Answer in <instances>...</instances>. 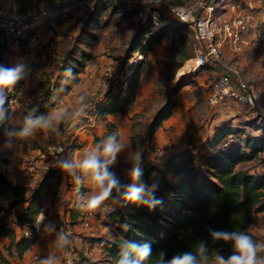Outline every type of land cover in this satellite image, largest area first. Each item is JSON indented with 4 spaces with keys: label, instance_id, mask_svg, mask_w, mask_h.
I'll list each match as a JSON object with an SVG mask.
<instances>
[{
    "label": "rangeland",
    "instance_id": "1",
    "mask_svg": "<svg viewBox=\"0 0 264 264\" xmlns=\"http://www.w3.org/2000/svg\"><path fill=\"white\" fill-rule=\"evenodd\" d=\"M166 1L178 5H192L197 0ZM221 1L225 3L227 0ZM84 5L85 8L91 10L88 5L85 3ZM262 10L264 11V8ZM123 11L111 15L110 10L105 13L103 18L108 20L107 25L94 30L99 39L94 43L91 42L92 45L90 42L84 43L82 39H78L84 19V11H82L61 25L53 26L51 29L41 26L36 30L50 39L48 46H45L43 51L13 47L7 57L0 58V68L25 72L21 86L20 104L10 108V129L6 139L0 142V173L20 185L21 198L29 196L50 170L53 168L57 170L58 175L52 180L53 187L50 194L48 236L44 239L50 237L53 240L54 245L50 247L52 250H49V253H55L59 259L66 254L77 258L79 254H82L81 251L88 238L94 236L112 238L116 232L112 222L108 221V217L104 216L102 212L96 213L89 229L74 227L71 224V214L67 210L73 207L77 190L83 189L84 193L92 194H97L101 190L93 181L91 174L84 173L82 175L83 171L79 170V164L82 163L80 159L84 157L81 156L83 152L86 150L87 154L89 151L88 127L103 126L106 130L107 123L110 122H107L105 118L107 114H102L99 111V106L105 100L106 92L109 89L105 85L107 80V76L104 74L105 70L112 67L115 76H117L116 79L114 77L108 79L112 85L115 80L119 79L131 40L139 30V22H136L134 16L122 17ZM223 11V5H220L218 14ZM259 24V28L257 26L254 28L255 36L254 39L252 38L251 49L236 54L225 47L223 56L228 65L237 66L243 77L255 87L261 96L260 99L264 107V30L261 28L262 24ZM71 49H74L78 56H81L84 51L90 52L92 55L84 69L77 75L71 74L68 71L70 67H67L64 62L66 52ZM199 58L202 57H196L190 29L183 27H180L177 32L171 33L167 39L145 53L142 60L145 63L139 76V78L142 77L140 80L141 100L138 101L140 102L138 106L142 104L144 108L133 114L130 119L132 121L130 128L125 125L126 116H120L121 119H124L123 123L119 124L121 128L118 127L117 122L111 121L116 124L119 135L122 134L128 141L126 144L121 141L120 145H117L121 147L123 144V151L120 148L115 159L112 160L114 165L109 174L117 181V188L112 190L110 196L117 195L119 189H129L133 182L156 186L158 173L153 172L147 175L142 163L144 152H147L150 146L145 141L143 144L141 143V150L133 147L131 136L145 135L152 114L166 101L172 89L181 80L188 78L187 82L181 83L183 86L175 95L177 106L174 110V117L177 118V123L164 128L162 135L167 139L163 140L168 141L162 143L159 137L158 143L161 142V144H156L154 147H163L168 154H177L184 150L196 149L207 137L212 135L217 126L223 123H230L240 128L246 127L248 123L264 126V113L256 107L236 103L220 107L210 105L208 96L219 74L214 70V66L217 65L210 60L201 68L199 67L198 72L183 73L185 77H180L179 71L189 62L197 61ZM58 75L61 76L57 78ZM66 76L77 78V83L66 95L61 97L56 105H50L59 97L62 85L68 83ZM48 87L55 91L56 97H50L49 103L42 102V96ZM124 94L122 96H126ZM130 108L131 104L128 106V111ZM40 110L45 111L43 114L37 115ZM55 115L62 117L59 122L53 118ZM36 119L51 120V125L46 130L35 128L29 135H21L27 122ZM248 131L251 132V129ZM252 133L257 132L253 131ZM84 135L86 137L80 138ZM92 145L93 140L90 146ZM103 152L104 150L101 151V153ZM91 155L88 154L87 157ZM103 158L111 159L104 155ZM261 160H263L262 157L254 159L247 162L245 166L253 172H258L264 169V161ZM66 163L72 165L67 171L63 170V165ZM148 163L157 166L163 164L160 156L154 153ZM134 169L139 170V178L136 180L132 179ZM82 179H86V181ZM0 199H2L3 205H7L13 200V197L0 193ZM16 206L18 210L23 206V203L19 202ZM66 215H68V221ZM251 232L257 239V245L264 242V212L254 216ZM65 245L70 247L69 250L66 249L67 252H64L65 249L62 247ZM86 246L88 249L86 255L93 254L91 258L93 262L111 264L109 256L95 248L92 252L88 242ZM4 254L9 256L5 249ZM257 259H264V250L257 252ZM13 263L22 264L16 260H13ZM201 264H218V257H209Z\"/></svg>",
    "mask_w": 264,
    "mask_h": 264
},
{
    "label": "trees",
    "instance_id": "2",
    "mask_svg": "<svg viewBox=\"0 0 264 264\" xmlns=\"http://www.w3.org/2000/svg\"><path fill=\"white\" fill-rule=\"evenodd\" d=\"M85 7L84 0H70L64 4L52 6L49 11L47 10V14L40 18L38 25L31 30V33L41 26L51 29L52 22L55 25H61L74 18L76 13L84 11L83 25L78 39H82L84 43H94L99 39L94 30L107 25L108 20L103 17L108 10L110 15L124 10L122 17L125 18L132 17L134 10L132 7H125L114 2L97 3L91 10ZM180 27L187 28L184 24L174 23L151 33L148 37L145 36L149 32L148 28L138 30L131 40L124 63L137 49L147 53L155 45L167 39L171 33L177 32ZM261 28L264 30V22ZM3 37V30L0 29V58L5 55L10 46L5 39H2ZM24 45L25 41H22L21 49H25ZM91 58L90 52L84 51L81 56H78L76 51L71 49L66 52L64 62L67 67H70L68 71L77 75ZM144 63L141 61L133 66V74L126 90L122 87L115 89V84L107 90L106 98L99 106L100 113L125 114L128 111V106L135 98ZM24 75L23 70L18 72L16 88L22 86ZM60 76L58 75L57 78ZM66 79L68 83L62 85L59 97L50 105H56L78 81L77 78L70 76H66ZM119 84H122L121 81ZM182 86L181 83L175 86L166 101L154 112L145 135L131 136L133 147L140 149L141 143L145 141L150 146V149L144 152L142 163L147 175L153 172L158 173L156 186L133 182L129 189H119L117 195L109 196L108 199L119 198L122 202L118 210L101 211L108 217V221L112 222L116 232L112 238L94 236L87 240L91 251L93 252L94 248L100 250L111 258V264H119L122 259L136 261L140 259V250L145 247L151 249V255L142 260L141 264H169L175 256L186 252L196 257L197 264L203 263L209 257L216 256L225 260L238 255L234 241L214 237L213 233L221 231L242 233L257 244L251 228L254 216L264 212V169L253 172L245 164L261 157L263 158L261 161H264V126L248 123L246 127L240 128L230 123H223L217 126L212 135L196 149L184 150L177 154L171 153L160 166L148 163L155 152L154 136L164 122L173 115L177 106L175 95ZM123 93L126 96H122ZM54 96L56 97L55 91L48 87L44 91L42 102L49 103L48 99ZM229 104L232 103L221 106ZM240 105L244 106V104ZM44 111H38L37 115L43 114ZM10 113L11 109L7 105L0 106V142L7 137ZM248 129H251V132ZM253 131L257 133H252ZM119 140L120 135L116 124L109 122L102 136L94 137L93 145L99 150H104L109 142L119 145ZM98 160L106 166L105 171L109 173L112 170L114 163L113 161L109 163L111 159L105 160L103 156H100ZM57 175V170L53 168L29 196L20 198V185L0 173V193L13 197L5 209L0 208V211H5V214L0 216V239L8 240L4 247L9 255L23 258L24 254L36 244L37 237H20L16 229L6 225V216L17 203L22 202L23 206L16 211L19 224L32 221L38 215L43 200L50 197L52 180ZM133 188L141 189L140 198L136 203L127 200V194ZM84 191L77 190L74 205L67 210L71 214V224L78 228H81L78 218ZM201 244L204 246L203 252L200 251ZM62 247L65 249L64 252L70 249L66 245ZM81 252L82 254H79L77 258L66 254L60 260L63 264L68 258L73 260V264H98L92 261L93 254L86 255L83 249ZM0 264H9L1 252Z\"/></svg>",
    "mask_w": 264,
    "mask_h": 264
},
{
    "label": "built area",
    "instance_id": "3",
    "mask_svg": "<svg viewBox=\"0 0 264 264\" xmlns=\"http://www.w3.org/2000/svg\"><path fill=\"white\" fill-rule=\"evenodd\" d=\"M197 0L192 5H178L166 0H84V3L94 9L97 3L109 4L118 3L125 7H132L134 19L139 30L148 28L145 34L148 37L151 33L172 25L174 23L184 24L190 29L193 36V47L196 57H202L200 67L209 60L220 68V73L212 85L208 100L211 106L218 107L227 103L248 104L256 107L264 113V107L260 94L255 87L246 80L240 69L235 65H228L224 61L223 49L228 47L231 52L241 54L252 48V35L254 28H259L257 12L264 8V0ZM220 5L224 11L218 14ZM47 10L33 13H20L17 11L4 12L0 14V29L10 46L21 48L22 41H25V48L35 51H43L49 44L50 39L39 31L31 30L35 27ZM259 32V30H258ZM260 35V33H258ZM46 46V47H45ZM145 53L137 49L129 62L125 63L118 80H115L114 88L122 87L126 90L133 74V66L144 59ZM107 76L105 85L110 88V78L116 79L112 67H108L104 73ZM121 81L122 84H119ZM22 88L11 87L0 90V97L9 108L17 107L20 104ZM0 105V106H2ZM154 154L160 156L164 163L169 155L163 147H154ZM99 193H85L80 202L79 221L80 227L84 230L92 226V221L97 212L114 211L122 206L119 198L107 199L95 211L87 209L88 201ZM12 197V196H11ZM6 208L0 199V208ZM51 208L50 197L43 200L38 215L32 220L19 224L17 207L12 208L6 216V225L16 229L23 238L43 237L48 233V214ZM43 214V219L38 222L37 218ZM5 214L0 211V216ZM260 245H264V242ZM85 254H88L86 248ZM28 264H63L59 257L53 253L35 251L28 260ZM64 264H73L68 258Z\"/></svg>",
    "mask_w": 264,
    "mask_h": 264
},
{
    "label": "clouds",
    "instance_id": "4",
    "mask_svg": "<svg viewBox=\"0 0 264 264\" xmlns=\"http://www.w3.org/2000/svg\"><path fill=\"white\" fill-rule=\"evenodd\" d=\"M18 71L5 70L0 68V90L13 86L18 80ZM4 103L2 97H0V105ZM57 122L62 118L60 115H55L53 117ZM51 125V120L36 119L29 120L24 132L21 135H29L31 131L35 128L47 129ZM120 151L119 146L114 145L109 142L104 148L103 155L105 157H111L109 163L115 159L116 153ZM72 167L70 164H64L63 170L67 171ZM80 169L85 174H91L93 181L101 189L99 194L93 196L87 204V209L89 211H95L99 206L106 201L112 190L117 188V181L111 176L107 171H105V165H102L98 158L94 155L85 159L79 164ZM139 178V170L134 169L132 173V179L136 180ZM141 189L133 188L127 194V200L131 203H136L140 198ZM43 219V214L41 213L37 220L38 222ZM216 239H223L225 241L232 240L235 244V249L239 255L231 256L227 261L223 258H218V264H264V259H257V252L264 250V245L254 244L252 239L244 234L238 233H228V232H215L213 233ZM200 251H204V246L201 244ZM151 255V249L148 247L143 248L139 252L140 259L136 261H128L127 259H122L119 264H141V261L147 259ZM169 264H197L196 257L191 253H184L183 255L175 256Z\"/></svg>",
    "mask_w": 264,
    "mask_h": 264
},
{
    "label": "crops",
    "instance_id": "5",
    "mask_svg": "<svg viewBox=\"0 0 264 264\" xmlns=\"http://www.w3.org/2000/svg\"><path fill=\"white\" fill-rule=\"evenodd\" d=\"M68 1H70V0H0V14L4 13V12H11V11H17V12H20V13H33V12H38V11H42V10H48L49 11L50 7L55 6V5H61V4H64V3L68 2ZM257 20L261 24L264 22V11L263 10H259V12H257ZM38 23L35 24V25L37 26ZM52 25L56 26L53 22H52ZM254 36H255V34L253 33V35H252L253 39H254ZM11 48H13V46H9V48H8L7 52L5 53L4 57H7L10 54V49ZM229 54H230V52H229ZM214 70L217 73H220V68L218 66H214ZM140 80H142V77L139 78L137 91L135 93V98H134V100L131 103L130 110L127 111L125 114L113 113V114L105 115V118L107 119V122H109V121L110 122L112 121V122H115V123L117 122L118 127L121 128V126L119 124H122L124 119H121L120 116L123 115V116H126L125 119H127V121H125V125H127L128 128L131 127L132 121H130V119L133 116V114L136 113V112L142 111L143 108H144V107H142V104H140L138 106V104L140 103L138 101L141 100V97H140L141 96L140 95V93H141L140 92L141 91V81ZM174 116H175V114L173 113V115L168 120H166L164 122L163 126L157 131V133L155 134L154 139H153L154 145L161 144V142L158 143V140H159L158 138L159 137L162 140V143H166V141H168V140H166V141L163 140V139H167V138L163 137L162 132H164V128H166L167 126H169V125L173 126L175 123H177V118L174 117ZM10 117H11V115H10ZM105 131H106L105 127H103V126H93V127L89 126L88 129H87V132H88V138L87 139L89 140V138H90V144H91V142H92V140L94 139L95 136H102V134ZM81 137L83 139V137H86V136L85 135L84 136H80V138ZM121 141H122L123 144H126V142L128 140L126 141L124 139V136L122 134H120L119 145H120ZM90 144L88 142L89 151L87 152V154L85 153L86 150L83 152V155H81V156H84V157H82L80 159V161L83 162L85 159H88L89 158V157H87L88 154L91 155V154L95 153L94 155L95 156L97 155L96 156L97 158L100 157V156H103V153H101V151H103V150H99L97 148H94L93 145L90 146ZM123 144H121V147H119V148L122 149V145ZM81 149L83 150V148H81ZM96 151H98V152H96ZM122 151H123V149H122ZM94 155H91L90 157H92ZM79 170H80V168H79ZM82 175H84V172L82 173ZM82 180L86 181V179H82ZM67 216L68 215H66V220L68 221ZM49 219H50V215L48 214V222H49ZM46 236H48V233H46L43 237H39L37 239L36 244L30 250H28L24 254L23 258H21V259L15 257V256H11V255L6 256L4 254V249H5L4 246L8 243V240L4 239V238L0 239V252L2 250V253L6 257V259L9 261V264H14L13 260H16L18 262L20 261L22 264H28V260L31 257L33 252L38 250V251H41L43 253H49V250H52L50 247L52 245H54L53 240H51L50 237H48L45 240L44 238ZM58 244H59V241H58ZM86 248H87V246L85 245L84 249H83L84 254H85ZM53 254H55V253H53Z\"/></svg>",
    "mask_w": 264,
    "mask_h": 264
},
{
    "label": "bare ground",
    "instance_id": "6",
    "mask_svg": "<svg viewBox=\"0 0 264 264\" xmlns=\"http://www.w3.org/2000/svg\"><path fill=\"white\" fill-rule=\"evenodd\" d=\"M201 63H202V58H199L197 61L189 62L185 67H183L179 71L180 77L181 78L185 77V75H183V73H187V72L194 73V72H196L199 69Z\"/></svg>",
    "mask_w": 264,
    "mask_h": 264
},
{
    "label": "water",
    "instance_id": "7",
    "mask_svg": "<svg viewBox=\"0 0 264 264\" xmlns=\"http://www.w3.org/2000/svg\"><path fill=\"white\" fill-rule=\"evenodd\" d=\"M200 68H201V67H200ZM200 68L198 69V71L200 70ZM198 71H197V72H198ZM187 79H188V78H186V79H184V80H181L179 83H185V82H187Z\"/></svg>",
    "mask_w": 264,
    "mask_h": 264
}]
</instances>
